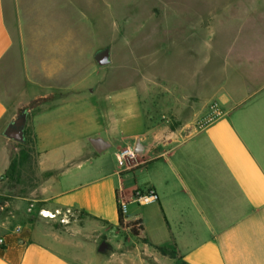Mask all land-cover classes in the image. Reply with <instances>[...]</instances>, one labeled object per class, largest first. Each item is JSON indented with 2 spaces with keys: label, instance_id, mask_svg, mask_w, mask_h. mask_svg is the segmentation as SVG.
<instances>
[{
  "label": "crops",
  "instance_id": "1",
  "mask_svg": "<svg viewBox=\"0 0 264 264\" xmlns=\"http://www.w3.org/2000/svg\"><path fill=\"white\" fill-rule=\"evenodd\" d=\"M5 16L0 0V126L46 101L31 114L28 109L26 126L34 140L37 187L26 196L16 192L20 187L0 191V264H94L63 249L84 248L96 234L98 252L123 254L124 246L114 249L103 233L119 227L122 201L128 203L125 222L141 220L150 242L136 238L140 264H264V78L246 79V87L253 82L257 89L221 94L203 110L196 95L169 89L161 76L138 74L123 88L101 82L92 90L101 97L95 120L84 114L72 123L66 61L53 60L52 47L24 43V30L8 25ZM49 27L38 26L32 38H49ZM102 51L92 55L98 65ZM114 65L138 70L128 57ZM26 85L34 91L19 101ZM213 103L226 114L208 123ZM96 139L105 148L101 153ZM12 143L0 138V157L6 151L0 177L16 157ZM127 148L135 157L125 164L119 153ZM136 189H154L159 199L140 205L133 201ZM40 210H69V222L42 217ZM103 242L107 247L100 251ZM154 246L175 247L180 261Z\"/></svg>",
  "mask_w": 264,
  "mask_h": 264
},
{
  "label": "rangeland",
  "instance_id": "2",
  "mask_svg": "<svg viewBox=\"0 0 264 264\" xmlns=\"http://www.w3.org/2000/svg\"><path fill=\"white\" fill-rule=\"evenodd\" d=\"M48 1L47 4V0H4L5 17L8 25L24 30L21 34L24 43L35 46L39 42L42 49L52 47L56 53L53 60L66 61L71 78L67 103L72 123L82 121L79 115L84 114L95 120V107L100 106L101 97L92 90L101 82H117L113 87L123 88L126 81L131 83L141 78L138 74L161 76L169 89L196 95V105L203 110L221 94L237 95L246 88L257 89L253 82L246 87V79L264 78V0ZM40 25L50 26L53 31L49 38L37 41L32 38L37 35L33 31ZM105 49L110 50L113 63L100 66L92 55ZM124 57L134 60L138 70L121 71L114 65L115 59ZM128 73V78H123ZM26 86L21 90L24 92L19 101L28 100L34 91L31 85ZM77 91L80 93L75 94ZM44 101L33 102L28 108L30 114L40 109ZM5 127V123L0 126L3 140ZM32 141L30 129L27 145L13 141L17 168L13 177H0V191L15 192L14 188L20 187L16 192L26 196L37 187L36 156L33 154L25 161L20 158L23 150H31ZM5 153L3 149L1 166ZM141 178L139 173L137 179L141 181ZM128 180L135 182L133 174ZM103 233L114 249L123 245L126 251L123 254L108 250L98 252L99 245L94 240L97 234L84 248L63 251L81 255L94 264H104L105 259L118 264H140L137 237L121 227Z\"/></svg>",
  "mask_w": 264,
  "mask_h": 264
},
{
  "label": "built area",
  "instance_id": "3",
  "mask_svg": "<svg viewBox=\"0 0 264 264\" xmlns=\"http://www.w3.org/2000/svg\"><path fill=\"white\" fill-rule=\"evenodd\" d=\"M226 114V111L224 108L218 104V103H213L210 108H209V114L207 117V122H212L216 119H219L223 117ZM135 157V154L133 150L131 149H124L119 153V159L122 162H129L133 160ZM133 201L137 202L140 205H147L154 203L158 201L159 196L157 192L154 189H149V190H142V189H136L133 193ZM127 202H120L119 204V209L121 210L122 214L125 216L127 212ZM33 206L30 207V211H32ZM71 214V211H62V210H56L55 212H50L46 210H40V215L45 218L49 219H58L61 223H68L69 222V216ZM48 215H50L48 217ZM0 244H4V240H0Z\"/></svg>",
  "mask_w": 264,
  "mask_h": 264
},
{
  "label": "trees",
  "instance_id": "4",
  "mask_svg": "<svg viewBox=\"0 0 264 264\" xmlns=\"http://www.w3.org/2000/svg\"><path fill=\"white\" fill-rule=\"evenodd\" d=\"M25 139H26V141L24 144L27 145L28 144V129H26V131H25ZM33 143H34V140L31 143V150H27V151L23 150L21 152L20 158L23 161L31 159V156L33 154L36 156L35 150L33 147ZM16 168H17V160L13 159L9 170L6 173V176L8 178L13 177V175L16 171ZM118 213H119V227L129 229V231L132 233L133 236H135L137 238H141V241L146 243V244H150L149 240L146 237L142 236V234L144 232V227H143L141 220L126 223L125 217L122 214L120 209H119ZM154 248L158 251V253H160L161 255H163L165 257H168V258L176 260V261H180V259H181L180 255H179V253L175 247H172V246H170V247L169 246H154Z\"/></svg>",
  "mask_w": 264,
  "mask_h": 264
},
{
  "label": "water",
  "instance_id": "5",
  "mask_svg": "<svg viewBox=\"0 0 264 264\" xmlns=\"http://www.w3.org/2000/svg\"><path fill=\"white\" fill-rule=\"evenodd\" d=\"M100 58L98 60L99 64L102 66L108 65L110 63V50L105 49L100 53ZM28 116L29 112L28 110H23L18 116L13 119L11 122H9L6 126V128L3 131V136L9 140H12L17 143L24 144L26 139H25V131H26V126L28 122ZM93 144L97 148V152L101 153L105 150V148H102L100 146V141L99 140H93ZM107 245L105 242H103L102 246L100 247V251H103Z\"/></svg>",
  "mask_w": 264,
  "mask_h": 264
},
{
  "label": "bare ground",
  "instance_id": "6",
  "mask_svg": "<svg viewBox=\"0 0 264 264\" xmlns=\"http://www.w3.org/2000/svg\"><path fill=\"white\" fill-rule=\"evenodd\" d=\"M50 215H48V217H49Z\"/></svg>",
  "mask_w": 264,
  "mask_h": 264
}]
</instances>
